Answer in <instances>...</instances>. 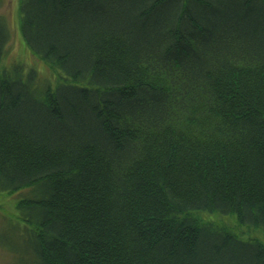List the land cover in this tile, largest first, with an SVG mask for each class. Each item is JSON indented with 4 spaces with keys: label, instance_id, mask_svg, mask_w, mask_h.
<instances>
[{
    "label": "trees",
    "instance_id": "obj_1",
    "mask_svg": "<svg viewBox=\"0 0 264 264\" xmlns=\"http://www.w3.org/2000/svg\"><path fill=\"white\" fill-rule=\"evenodd\" d=\"M20 10L52 74L3 64L0 14V194L30 190L15 264H264L196 215L264 229V0Z\"/></svg>",
    "mask_w": 264,
    "mask_h": 264
},
{
    "label": "rangeland",
    "instance_id": "obj_2",
    "mask_svg": "<svg viewBox=\"0 0 264 264\" xmlns=\"http://www.w3.org/2000/svg\"><path fill=\"white\" fill-rule=\"evenodd\" d=\"M21 1L3 0L0 5V14L8 23L10 36L6 45L3 64L9 65L16 61H23L30 68H34L42 77L52 74V70L32 54L21 32ZM52 85L56 84L51 81ZM29 189H23L13 193L0 194V264H15V254L24 253V230L26 222L21 220L17 208L18 201L27 197ZM197 217L204 222H211L225 228L243 239H256L264 244V229L244 226L239 223L234 214L224 215L218 212H198ZM21 248H23L21 250ZM21 250V251H20Z\"/></svg>",
    "mask_w": 264,
    "mask_h": 264
}]
</instances>
